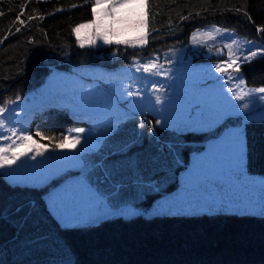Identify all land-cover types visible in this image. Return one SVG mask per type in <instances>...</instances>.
I'll list each match as a JSON object with an SVG mask.
<instances>
[{"label":"trees","instance_id":"trees-1","mask_svg":"<svg viewBox=\"0 0 264 264\" xmlns=\"http://www.w3.org/2000/svg\"><path fill=\"white\" fill-rule=\"evenodd\" d=\"M146 6V44L82 46L74 29L93 18L91 0H0V103L26 95L55 67L145 60L184 44L207 24L264 42V0H146ZM242 71L248 84L263 86L264 55L242 63ZM82 122L65 107H49L34 114L32 129L55 143ZM113 125L99 155L120 159L110 174L126 185L139 183L135 189L141 192L159 183L161 190H172L192 147L182 135H205L162 126L151 111L129 112ZM245 136L247 168L264 173V117L247 119ZM45 192V186L12 183L0 172V264H264V214H117L64 225Z\"/></svg>","mask_w":264,"mask_h":264},{"label":"rangeland","instance_id":"rangeland-1","mask_svg":"<svg viewBox=\"0 0 264 264\" xmlns=\"http://www.w3.org/2000/svg\"><path fill=\"white\" fill-rule=\"evenodd\" d=\"M135 12L145 24L138 30L109 34L114 41L111 44L116 40H133L141 33L147 39L146 0H138ZM92 19L80 24H88ZM95 31L90 25L75 34L82 46L110 45L97 39ZM249 49L258 53L251 59L263 56L264 42L233 28L207 24L194 29L184 44L145 60L135 59L117 67H55L42 84L26 95L0 103L5 109L0 112V121L5 125L0 128V136L11 137L0 139V146L11 144L14 150L24 151L25 145L18 138L20 131L32 135L35 141L32 151L14 164L0 167V172L12 183L45 186L48 205L64 225L91 224L117 214H264V173L251 171L246 164L245 122L251 117H264V92L257 91L264 85L248 84L242 71ZM114 52L110 53L114 56ZM231 60L236 63L227 69L233 76L228 79L215 66H226ZM152 63L157 65L153 72L143 70ZM237 67L238 71H234ZM237 94L242 99H237ZM49 107H65L87 121L70 127L62 140L71 145L79 137L75 147H58L61 141L50 143L34 133V114ZM137 110L153 112L160 125L172 130L205 133L200 140L182 135L183 143L192 147L172 190H161L160 183L149 190L143 187L142 192L141 188L135 189L139 183L129 181L126 185L117 175L110 174V165L121 160L114 158L111 162L112 158L99 155L98 150L116 129L114 122ZM12 128L17 130L16 136L8 131ZM37 149L42 154H37Z\"/></svg>","mask_w":264,"mask_h":264},{"label":"snow or ice","instance_id":"snow-or-ice-1","mask_svg":"<svg viewBox=\"0 0 264 264\" xmlns=\"http://www.w3.org/2000/svg\"><path fill=\"white\" fill-rule=\"evenodd\" d=\"M91 11L93 15V19L88 22V24H79L75 27L74 31L78 34L80 28L93 26L95 28V35L97 39L103 40L106 44H111L114 41L109 39V34L111 35H119L121 31L126 30H138L145 24V21L142 17L135 12V8L138 6V0H91ZM75 7L76 5H72ZM19 15L17 16V20H19ZM28 19H32L29 17ZM23 23V21H21ZM16 31H20L19 28ZM195 38V37H193ZM90 43H95L94 40H90ZM115 43L120 44H129V43H139L141 45L147 43L146 35L141 33L137 35L133 40H116ZM231 45H228V48L231 49ZM257 52H253L249 49V55L244 57V61L248 62L252 57L257 56ZM229 58L231 59V52H229ZM235 60H231L230 63L226 62V66H215V70L221 73H224L228 79H232V73L228 72V68H232V65L235 64ZM157 67L155 63L145 65L143 70L146 72H153V70ZM139 70V69H138ZM234 71H238V67L234 69ZM162 74V73H157ZM243 83V81H241ZM154 87V85H153ZM257 91L264 92V88L258 89ZM136 94V93H134ZM237 99H242V97L237 94ZM159 99V98H157ZM247 107V104L244 105ZM5 111L4 108L0 107V112ZM5 125L3 121H0V128H4ZM12 136L17 135V130L15 128L8 129ZM77 132H83L84 129H77ZM41 135V134H37ZM18 138L21 140V143L25 145L24 151L14 150L11 144H7L4 146H0V167L5 165L14 164L21 156H25L28 152L32 151L31 145L35 143L33 141L32 135L26 134L24 131L19 132ZM0 139L10 140V136H0ZM79 143V137L71 144L65 145L63 141L58 145V147H75L76 144ZM16 148H20V145H17ZM37 154H42L39 149L36 150ZM10 154V155H9ZM32 159H35L33 156Z\"/></svg>","mask_w":264,"mask_h":264}]
</instances>
